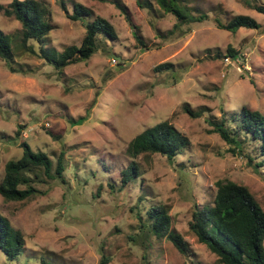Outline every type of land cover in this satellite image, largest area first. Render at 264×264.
Masks as SVG:
<instances>
[{
  "label": "rangeland",
  "instance_id": "374dc122",
  "mask_svg": "<svg viewBox=\"0 0 264 264\" xmlns=\"http://www.w3.org/2000/svg\"><path fill=\"white\" fill-rule=\"evenodd\" d=\"M43 1L52 8L50 50L81 45L86 28L71 19L75 3L108 20L118 38L60 72L18 49L21 23L5 14L12 0H0V29L18 45L14 67L25 71L13 72L0 58V183L24 142L51 158L54 175L42 174L30 199L10 202L0 195V214L26 242L16 260L0 251V264H101L103 256L108 264H219L189 224L197 208L213 204L221 179L246 186L264 209V168L256 171L213 132V122L230 120L244 106L264 114V13L253 8H264V0H186L191 12L208 18L173 36L177 21L157 0H118L140 25L146 47L111 2L65 0V11L60 0ZM147 1L153 11L143 8ZM237 15L253 17L260 28L233 34L218 27L217 20L226 24ZM230 46L237 57L227 56ZM164 63L173 70L158 71ZM185 104L199 116L186 113ZM164 121L189 139V149L174 160L139 156L141 176L123 190L122 171L133 161L129 143ZM60 161L64 180L55 175ZM156 206L167 210L191 256L168 239L146 236L142 224L151 223L147 211Z\"/></svg>",
  "mask_w": 264,
  "mask_h": 264
},
{
  "label": "trees",
  "instance_id": "16d2710c",
  "mask_svg": "<svg viewBox=\"0 0 264 264\" xmlns=\"http://www.w3.org/2000/svg\"><path fill=\"white\" fill-rule=\"evenodd\" d=\"M111 2L122 11L134 31L137 42L146 47L140 25L127 13L125 5L118 0H98ZM164 13L173 16L177 23L169 36L176 35L184 26L202 23L208 17L200 12H191L186 0H157ZM67 11L65 0H60ZM141 5V2L138 1ZM250 6V5H249ZM143 8L151 11L152 5L145 2ZM260 13L264 8L253 7ZM1 9H3L1 7ZM5 14L21 23V41L19 46L0 29V58L5 60L13 72L24 73L14 67L16 48L40 56L58 71L80 62L88 61L98 52L102 43L117 40L115 27L106 19L95 14L88 7L75 3L71 19L81 21L86 34L80 46H69L62 53L48 49L50 33L54 29L51 23V5L43 0H12ZM220 29L236 34L241 28L259 29L260 24L249 15H237L226 24L216 21ZM228 57H237L238 52L229 47ZM21 66V63H17ZM124 69H120L119 73ZM158 71L173 70V64L164 63ZM186 113L194 115L188 104L183 106ZM213 132L218 134L228 145L232 154L244 155L254 164L256 171L264 168V114L247 106L232 115L230 120L213 122ZM190 147L189 139L169 121L161 122L140 133L128 145L127 154L133 160L122 171L121 188L130 190L141 176V167L136 160L141 155L160 154L169 160L183 155ZM251 148L250 152L247 149ZM23 154L17 160H10L5 166L0 183V195L5 201H24L30 199L38 190L36 184L42 182V174L53 178L51 158L43 152H35L32 147L22 143ZM65 164L60 161L55 175L63 178ZM216 196L213 204L197 208L189 224L190 231L201 244L206 245L218 258L219 264H264V209L251 191L243 185L228 179L216 182ZM147 214L150 224L143 223L147 237L156 240L168 239L184 256H191L192 250L185 238L172 230L171 217L165 208L151 207ZM229 246H232L231 249ZM25 237L20 230L0 214V251L9 259L16 260L25 252ZM110 259L103 256L101 264H108ZM42 264H47L45 261Z\"/></svg>",
  "mask_w": 264,
  "mask_h": 264
},
{
  "label": "water",
  "instance_id": "95a60500",
  "mask_svg": "<svg viewBox=\"0 0 264 264\" xmlns=\"http://www.w3.org/2000/svg\"><path fill=\"white\" fill-rule=\"evenodd\" d=\"M82 123H83V121H80L79 123H76V124L80 125V124H82Z\"/></svg>",
  "mask_w": 264,
  "mask_h": 264
},
{
  "label": "built area",
  "instance_id": "2783aa9c",
  "mask_svg": "<svg viewBox=\"0 0 264 264\" xmlns=\"http://www.w3.org/2000/svg\"><path fill=\"white\" fill-rule=\"evenodd\" d=\"M226 62H230V59H229V58H227V59H226Z\"/></svg>",
  "mask_w": 264,
  "mask_h": 264
}]
</instances>
